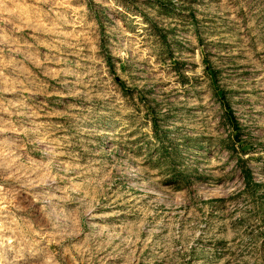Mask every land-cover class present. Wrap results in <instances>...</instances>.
I'll list each match as a JSON object with an SVG mask.
<instances>
[{"label": "rangeland", "instance_id": "rangeland-1", "mask_svg": "<svg viewBox=\"0 0 264 264\" xmlns=\"http://www.w3.org/2000/svg\"><path fill=\"white\" fill-rule=\"evenodd\" d=\"M0 264H264V0H0Z\"/></svg>", "mask_w": 264, "mask_h": 264}, {"label": "built area", "instance_id": "built-area-1", "mask_svg": "<svg viewBox=\"0 0 264 264\" xmlns=\"http://www.w3.org/2000/svg\"><path fill=\"white\" fill-rule=\"evenodd\" d=\"M6 204L3 196V187L0 184V243L2 242L5 234V209Z\"/></svg>", "mask_w": 264, "mask_h": 264}]
</instances>
